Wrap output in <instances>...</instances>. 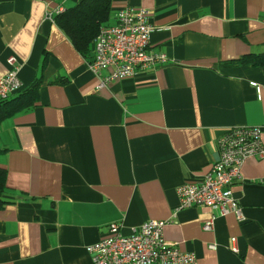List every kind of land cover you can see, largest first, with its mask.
<instances>
[{
    "label": "crops",
    "instance_id": "0c3cea01",
    "mask_svg": "<svg viewBox=\"0 0 264 264\" xmlns=\"http://www.w3.org/2000/svg\"><path fill=\"white\" fill-rule=\"evenodd\" d=\"M80 1L0 0V76L22 84L0 101V264H91L108 224L128 235L151 219L197 264H264V153L230 186L239 219L204 230L212 210L176 193L209 172L227 127L259 126L264 146V65L238 61L264 53V0H110L102 25L146 9L167 60L100 88L55 19Z\"/></svg>",
    "mask_w": 264,
    "mask_h": 264
},
{
    "label": "built area",
    "instance_id": "2783aa9c",
    "mask_svg": "<svg viewBox=\"0 0 264 264\" xmlns=\"http://www.w3.org/2000/svg\"><path fill=\"white\" fill-rule=\"evenodd\" d=\"M147 13L143 8L123 6L116 11L114 23L99 27L92 41V57L87 63L98 88L166 62L167 56L150 46L152 26L147 22ZM12 60V57L8 59L10 63ZM21 85L15 68L0 76V101L17 93ZM218 148L219 156L209 172L176 187L181 207L206 206L212 210L204 230L213 228L216 216L234 212L240 218L230 186L241 177L242 165L249 156L264 153L261 129L256 125L227 127L218 139ZM165 223L147 220L131 227L130 234L125 235L121 223L111 222L106 232L87 246L91 264H197L193 253L180 251L162 237ZM230 240V249L237 252L235 238Z\"/></svg>",
    "mask_w": 264,
    "mask_h": 264
},
{
    "label": "trees",
    "instance_id": "16d2710c",
    "mask_svg": "<svg viewBox=\"0 0 264 264\" xmlns=\"http://www.w3.org/2000/svg\"><path fill=\"white\" fill-rule=\"evenodd\" d=\"M110 5V0H81L55 17L57 25L71 39L77 50L87 58L91 57L92 41L99 27L109 19ZM238 61L264 65V53L258 56L257 60L243 56Z\"/></svg>",
    "mask_w": 264,
    "mask_h": 264
}]
</instances>
